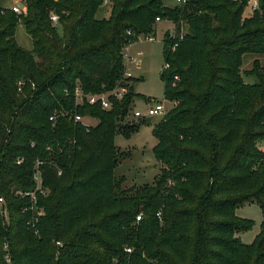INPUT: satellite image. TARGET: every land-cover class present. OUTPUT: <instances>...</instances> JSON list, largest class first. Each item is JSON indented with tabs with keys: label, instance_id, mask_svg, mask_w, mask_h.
<instances>
[{
	"label": "trees",
	"instance_id": "16d2710c",
	"mask_svg": "<svg viewBox=\"0 0 264 264\" xmlns=\"http://www.w3.org/2000/svg\"><path fill=\"white\" fill-rule=\"evenodd\" d=\"M21 1L20 14L0 6V264H264V220L246 244L237 234L253 221L235 213L256 203L264 214V66L241 68L244 53L264 54V0L249 15V0H108L102 18L105 0ZM156 17L175 26L160 79L177 103L153 128L152 183L124 187L114 170L129 153L114 138L146 121L125 120L138 95L122 52L155 34ZM19 22L30 50L15 40ZM117 84L128 91L108 109L76 103V86ZM36 169L47 193L35 192L34 221L17 192L34 191Z\"/></svg>",
	"mask_w": 264,
	"mask_h": 264
},
{
	"label": "rangeland",
	"instance_id": "374dc122",
	"mask_svg": "<svg viewBox=\"0 0 264 264\" xmlns=\"http://www.w3.org/2000/svg\"><path fill=\"white\" fill-rule=\"evenodd\" d=\"M17 0H0V6L10 7ZM257 0H249L244 9V15L253 11ZM166 4L174 5V0H166ZM109 1L105 0L104 4L96 13L97 18L107 17L109 14ZM166 34L170 39L175 35L174 23L170 20L155 21L154 40L147 41L143 35H138L137 40L130 43L129 54L135 58L129 63L132 77L128 81L133 86V91L138 96L134 98L129 115L125 118L128 121L138 122L133 113L135 110L145 112L150 105L156 101L164 99V84L160 79L163 59V42L162 38ZM14 37L19 46L27 50L32 49L33 43L31 37L26 32L22 23H18L15 28ZM258 60L264 66V54L244 53L242 56V70H249L253 66L254 60ZM140 60V62H138ZM246 80L249 78H245ZM168 110L173 107L171 102L168 103ZM161 119L160 115L152 117L150 123L140 122L136 131L126 137L122 134H116L114 142L116 146L129 155L120 159L114 170L115 177L124 176V187L132 185H143L152 183L155 175L159 171V163L153 153V147L157 139L153 134L154 125ZM86 122L94 124L95 119L85 118ZM264 149V144L261 145ZM237 216L253 221V226L247 230L238 233V237L243 243H251L257 233L261 221L264 220V214L261 212L256 203H245L238 206L235 210Z\"/></svg>",
	"mask_w": 264,
	"mask_h": 264
},
{
	"label": "built area",
	"instance_id": "2783aa9c",
	"mask_svg": "<svg viewBox=\"0 0 264 264\" xmlns=\"http://www.w3.org/2000/svg\"><path fill=\"white\" fill-rule=\"evenodd\" d=\"M174 1L177 4H181V3H185L187 0H174ZM11 9L14 12L20 14V13H22V11L25 10V6L21 7L17 3H14L12 5ZM57 19H58L57 15H55V14L51 15V20H52L53 24L57 23ZM163 20H167V19H165V18L162 19L160 17H156V21H163ZM144 39L147 41H152V40H154V37L152 35H147V36H144ZM129 46H130V44L125 45L123 48V52H122L123 53V65H124L123 78L132 77L129 63L133 62L135 60V58L129 54ZM176 46H177V43H174L172 46V49H175ZM138 62H140V61L138 60ZM168 66H169V63L164 62L163 69L167 68ZM174 78H175V80H178V76H175ZM127 91H128L127 86L117 84L110 91L102 92L99 94H85V93H83L82 89L79 86H76V88L74 90V96H75L76 103H78V104H82L83 101H86L89 104L98 103V104H100V106L103 109H108L111 106V100H110L111 97L115 98V99H121L127 93ZM170 102H171V105H175L177 103L176 101H170V100H167L164 98L161 101H156V103L154 105H150L144 113L141 112L140 110H135L133 115L137 119L147 117V116L154 117L156 115H160L162 117L167 112V110H168L167 106H168V103H170ZM62 114H63V112L55 110L50 114L49 120L54 121V120H56V118L59 115H62ZM85 118L86 117L75 115L74 119H75V121H80L84 125L88 126L89 123L84 120ZM33 180L35 183L34 191H31V192L18 191L17 193L21 194L22 196L27 195V194H29L31 196V199H32L31 208H32L34 214H36V217H34L35 218L34 221H37L38 217L40 215H43L44 211H43V208L38 207L36 205L37 199L35 197V192H39L42 195H45L47 193V190L41 185V177H40V173H39L38 169H36L35 172L33 173ZM3 203H4V200L2 197H0V207L3 206ZM158 215H159V213H158ZM140 217H141L140 215H137L136 220L138 221L140 219ZM127 250L129 251L130 249L127 248ZM6 260L9 261L8 257H6Z\"/></svg>",
	"mask_w": 264,
	"mask_h": 264
},
{
	"label": "water",
	"instance_id": "95a60500",
	"mask_svg": "<svg viewBox=\"0 0 264 264\" xmlns=\"http://www.w3.org/2000/svg\"><path fill=\"white\" fill-rule=\"evenodd\" d=\"M19 6H24V4L21 2V1H18V3H17ZM151 120H152V117L151 116H147V117H145V121L147 122V123H150L151 122Z\"/></svg>",
	"mask_w": 264,
	"mask_h": 264
},
{
	"label": "crops",
	"instance_id": "0c3cea01",
	"mask_svg": "<svg viewBox=\"0 0 264 264\" xmlns=\"http://www.w3.org/2000/svg\"><path fill=\"white\" fill-rule=\"evenodd\" d=\"M18 1H21V0H17V1H15L14 3H18ZM21 2H22V1H21ZM14 3H13V4H14ZM13 4H12V5H13ZM12 5H11L10 7H12ZM256 6H257V3L255 4V7H256ZM3 7H8V6H3ZM249 14H250V13H249ZM249 14H247V15H249ZM139 61H140V60H139Z\"/></svg>",
	"mask_w": 264,
	"mask_h": 264
}]
</instances>
